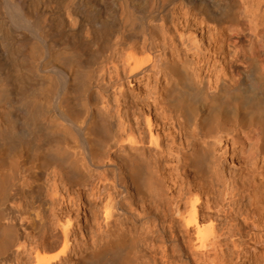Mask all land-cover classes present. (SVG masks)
Listing matches in <instances>:
<instances>
[{
    "label": "bare ground",
    "instance_id": "obj_1",
    "mask_svg": "<svg viewBox=\"0 0 264 264\" xmlns=\"http://www.w3.org/2000/svg\"><path fill=\"white\" fill-rule=\"evenodd\" d=\"M263 35L264 0H0V264H235Z\"/></svg>",
    "mask_w": 264,
    "mask_h": 264
},
{
    "label": "rangeland",
    "instance_id": "obj_2",
    "mask_svg": "<svg viewBox=\"0 0 264 264\" xmlns=\"http://www.w3.org/2000/svg\"><path fill=\"white\" fill-rule=\"evenodd\" d=\"M263 38H264V35H263ZM263 41H264V39H263ZM224 145H225L224 142L221 143L218 146V148L216 149V151H218L217 153L220 154L219 156H221V164L224 166L226 173H228V172H230V169L232 168V165H230V160H229V150H230V148L229 147L224 148ZM223 149H227V150L226 151L225 150L223 151ZM251 181H252L251 180V177L247 178V180H245V181H242L243 183L241 184V186H242V190L244 191L243 194L246 195L248 202H258L260 204H264V195L260 196L258 194V190L257 191L255 190L257 188L254 187V186H256V184L254 183V185H251L252 182H253V181L252 182ZM263 194H264V191H263ZM240 199H241L240 197H237V201L235 202V204H231L230 205L229 204V199L227 197L225 198V197H222V196H218L215 199L214 203L217 206L216 207L217 210L221 213V212H223L225 210H228V208L231 207V206L236 207L238 204H240V202H241ZM211 206H214V205H211ZM213 210L216 212L215 209H213ZM214 211H212V212L214 213ZM220 213H218V214H220ZM44 214H42L43 217H45ZM80 214L83 215L82 212ZM164 214L166 216V217H164L165 218V222L167 221V223H169L173 219H176V217H173L172 218L170 209L168 207H166ZM99 219H100V216H99ZM17 220H18V218L15 220V222H17ZM82 220H81V222L84 223L85 221H84V218L83 217H82ZM20 222L19 223H15V225L18 224V228H19V231L18 232H21L20 229H22V228L24 229V226L21 227L19 225L20 224L23 225V224L26 223L25 221L22 222L23 224L20 223ZM52 224L54 225V228H53L54 230H51L50 233L51 234L55 233V235H57V234L58 235L56 237L55 235H51L50 234L49 235V238L48 239L46 238L44 240V241L48 240L47 241V243L49 242V245L48 246H52L53 243H55L56 241H58V239H61V235H59V230L58 229H55V223H52ZM48 225H50V224L48 223L47 226ZM74 225H75V222H74ZM16 228H17V226H16ZM82 231L85 232V230H81V231H79V232L76 233V238L78 237L79 240H80L79 237H81L80 235H82V233L83 234H86V233H84ZM23 232L24 231L22 230V233H21L22 235L20 233H18V234H20L21 236H23V234H24ZM35 233L36 232L34 231V234ZM54 236H55V239L57 238L56 241L53 239ZM49 239H51L50 241H55V242H50ZM58 242H60V240ZM43 243L45 244L46 242H43ZM47 243L45 244V246H47ZM50 243L52 245H50ZM237 245H238V248H239L240 255L237 258V260H235V264H264V229L263 230H253L252 227L250 225H248L246 228H244V230L242 231V234L237 238ZM167 246H168V248L170 247L169 244H167ZM224 249H226V248H224ZM57 250L58 249H55L53 251L52 250L49 251L50 253H48L47 256H51L53 253L57 252ZM47 252L48 251H46L45 254ZM68 256H70L69 253L67 254V257H66L67 260H66V258H64L63 259V262L61 261L60 264H72L71 262H69L70 259H69Z\"/></svg>",
    "mask_w": 264,
    "mask_h": 264
}]
</instances>
